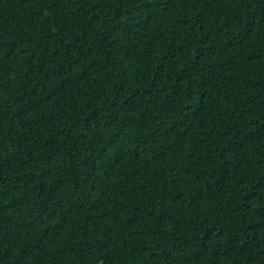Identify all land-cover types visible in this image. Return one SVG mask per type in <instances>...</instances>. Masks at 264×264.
I'll return each instance as SVG.
<instances>
[{"label": "trees", "instance_id": "obj_1", "mask_svg": "<svg viewBox=\"0 0 264 264\" xmlns=\"http://www.w3.org/2000/svg\"><path fill=\"white\" fill-rule=\"evenodd\" d=\"M0 264H264V0H0Z\"/></svg>", "mask_w": 264, "mask_h": 264}]
</instances>
